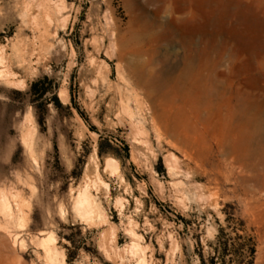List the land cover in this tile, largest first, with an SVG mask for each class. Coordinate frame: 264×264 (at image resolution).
<instances>
[{
    "label": "rangeland",
    "instance_id": "1",
    "mask_svg": "<svg viewBox=\"0 0 264 264\" xmlns=\"http://www.w3.org/2000/svg\"><path fill=\"white\" fill-rule=\"evenodd\" d=\"M183 2L0 0L11 71L0 62V264H222L215 236L241 234L239 221L264 264V0ZM142 74L156 77L152 94ZM43 76L62 107L48 104L39 124L25 93ZM233 100L259 110L244 138ZM178 124L191 145L176 141ZM103 140L118 157L98 155ZM81 191L88 208L75 205ZM69 226L85 243L67 262Z\"/></svg>",
    "mask_w": 264,
    "mask_h": 264
},
{
    "label": "trees",
    "instance_id": "2",
    "mask_svg": "<svg viewBox=\"0 0 264 264\" xmlns=\"http://www.w3.org/2000/svg\"><path fill=\"white\" fill-rule=\"evenodd\" d=\"M57 84L51 78L43 76L41 78L33 81L25 96H27V103L33 108L34 112L40 113L41 116L38 117L39 124L42 123L44 113L46 111V106L51 104L54 108L60 109L62 105L60 104L56 96ZM14 94L19 96H24L20 92H14ZM122 150L127 157V147L124 146ZM98 155L101 157L103 155H112L113 157H118L115 154L112 146L108 140H103L98 144ZM241 228L239 229L241 234L237 233L236 229H232L233 236L230 233H225L224 229H219L215 239H214V251L215 255L211 259V263H214L213 258H219L222 264H225V258L228 257L227 262L230 264H254V258L256 253V245L254 239L251 236L246 235L243 230V222L239 221ZM68 230L74 231L75 233L65 235L63 238L70 243L72 252L67 254V262H70L72 255L76 253L79 247L84 245L85 240L80 242L79 245H75L73 237L75 235H80L81 226H69ZM69 247L67 248V250ZM203 264V261L200 262Z\"/></svg>",
    "mask_w": 264,
    "mask_h": 264
},
{
    "label": "bare ground",
    "instance_id": "3",
    "mask_svg": "<svg viewBox=\"0 0 264 264\" xmlns=\"http://www.w3.org/2000/svg\"><path fill=\"white\" fill-rule=\"evenodd\" d=\"M179 2V5H178V11L179 12H183L185 11V5L183 4V0H177ZM199 1H206L207 3L211 4L213 2H215L216 0H199ZM131 7V6H130ZM214 12V11H213ZM216 12V11H215ZM189 16L192 17V16H195V13H193L192 11L188 12ZM200 14L203 16V17H206L209 19V21H206L207 23H217L216 21L221 20L222 16L219 15L218 18H216V16H213L212 12H210V10L208 12H200ZM210 15V16H209ZM229 15V12L225 11L223 12V17H227ZM215 19V20H214ZM207 25V24H206ZM144 30V29H143ZM203 30V33H206V29H202ZM40 31V30H39ZM198 31V30H197ZM135 31H131L130 30V35H129V38H128V43L130 45V51L136 55V56H142L144 55L145 53L148 52V49H145L146 47H144L143 45V38H139L136 36V34L134 33ZM40 36L44 35V34H39ZM121 37V36H120ZM146 37V36H145ZM151 39V38H150ZM151 41H153V37L151 39ZM170 43V42H169ZM189 47L192 48V46H194V43L193 42H190V43H187ZM209 44V43H208ZM207 44V46H208ZM212 45L213 44H216L215 47L217 46H220L221 49H223V51H226L227 49V43H218L217 40L213 41L211 43ZM210 46L211 49L214 47V46ZM124 46V45H123ZM127 46V45H126ZM209 47V46H208ZM127 48V47H126ZM33 51H34V45H26V47L22 50V52L19 54V58H20V62H26V59H30V57L32 56L33 54ZM155 50H151V53L154 52ZM36 52V51H35ZM39 52V50H38ZM203 53V52H202ZM151 57V56H150ZM3 58V57H2ZM37 58V57H36ZM35 58V59H36ZM7 61L5 60V62L3 63V59L0 61L1 63H3V65L6 64L7 66V70L10 71L9 69V65H10V58H6ZM150 60H147V65H151V63H153L152 61V58H149ZM159 61V60H158ZM146 62V61H145ZM164 62V61H163ZM0 63V64H1ZM157 63V62H156ZM30 64V63H29ZM2 65V66H3ZM188 65V64H187ZM22 66V65H21ZM4 71V70H3ZM5 72V71H4ZM11 72V71H10ZM9 72V73H10ZM185 76L184 75H179L176 79V97L181 93L182 91V88H181V80L184 78ZM156 77H150V76H143V74L141 76H137L136 79H137V82L138 84H140L143 88H146L147 91H148V88H152L153 87V83H154V80H155ZM175 78V76H174ZM181 82V84H180ZM150 90V89H149ZM175 90V89H174ZM151 91V90H150ZM150 91H148V94H152ZM172 93V92H171ZM172 95V94H171ZM173 96V95H172ZM187 96V95H186ZM188 101L190 102V100H186V102L188 103ZM192 101V100H191ZM159 102V101H158ZM169 102V101H168ZM234 102V105L232 106V109H231V114H234L235 115V118L238 120V123L236 125V132L238 134V136L244 138L247 134L250 133L251 130H254V128L256 129V127L259 125L258 124V113H259V110L257 108V105H256V100H233ZM194 103V102H193ZM180 104V103H179ZM183 108V107H182ZM188 124V123H187ZM173 129V128H172ZM195 138V137H194ZM176 141H179L178 143H185L187 145H191V141H189L188 139H186L185 135L183 134L182 130L180 129V125L178 124L176 126ZM257 142V141H255ZM255 144V143H254ZM177 145V144H176ZM256 145V144H255ZM180 147V146H179ZM191 147V146H190ZM187 148V147H186ZM181 149V147H180ZM178 149V150H180ZM247 149V148H246ZM186 150L188 149H185V154L187 153ZM183 151V150H182ZM243 151V150H242ZM250 151V150H249ZM245 155H247L245 153ZM75 205L78 209H82L83 207H90V200L89 198L87 197L86 195V192L85 191H81L77 194L76 196V200H75ZM6 208H8L7 210H9V207L6 206ZM84 209V208H83ZM7 216H11L8 212ZM262 247V246H261ZM258 256L256 258V261H262L264 260L263 258V255H262V249H259L258 251ZM46 257L49 261L52 260V254L49 250L46 251ZM257 263V262H256Z\"/></svg>",
    "mask_w": 264,
    "mask_h": 264
}]
</instances>
